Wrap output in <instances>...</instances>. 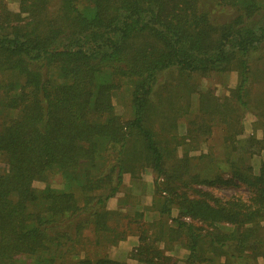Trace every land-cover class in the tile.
<instances>
[{
    "label": "trees",
    "instance_id": "obj_1",
    "mask_svg": "<svg viewBox=\"0 0 264 264\" xmlns=\"http://www.w3.org/2000/svg\"><path fill=\"white\" fill-rule=\"evenodd\" d=\"M230 71L221 97L187 81ZM165 72L179 101L188 94L175 103V156L150 118ZM123 84L126 119L112 103ZM216 130L221 152L201 150ZM261 152L264 0H20L16 11L0 0V264H260L264 160L256 172L250 161ZM149 169L166 220L107 208L125 174ZM230 186L248 193H215ZM132 234L127 261L100 254ZM174 243L183 259L167 253Z\"/></svg>",
    "mask_w": 264,
    "mask_h": 264
},
{
    "label": "rangeland",
    "instance_id": "obj_2",
    "mask_svg": "<svg viewBox=\"0 0 264 264\" xmlns=\"http://www.w3.org/2000/svg\"><path fill=\"white\" fill-rule=\"evenodd\" d=\"M7 6L10 10L16 11L18 8V2L20 0H5ZM188 84L195 85V89H205L210 87L214 94L217 96H223L227 94V88L232 87L236 82V73L235 72H226L223 74H212L209 77H199L193 76L192 79H188ZM161 87L157 90L156 96L153 98L155 101L152 104L154 112L150 114L151 125L154 131L156 132V138L159 141L167 142L166 146H168L167 152L175 156V145L172 144V137L175 138V103L177 102V106H181L184 101H186V97L188 100V94H182V101L178 100V96L180 93L175 90V73L165 72L161 77L160 81ZM128 84H123L120 88H117L112 93V103L115 107V110L118 115H121L123 119L129 117V93ZM195 95H190L189 100L191 101V106L195 105L194 99ZM191 98V99H190ZM255 120L254 116L250 113L245 114L243 117V135H249L253 129V121ZM150 122V121H149ZM182 122V123H181ZM184 123L180 121L177 124V133H184ZM255 135L260 137V132L256 131ZM219 145V146H218ZM174 147L171 148V147ZM207 147L213 149L217 154L221 152L220 148V133L216 130L213 135L210 136L207 140L201 141L199 148L201 150H206ZM264 160V152L254 155L251 158V165L256 172L260 165V162ZM155 178V174L149 169L145 170L144 173L141 174L139 179H130L128 174L123 176L124 183L119 193L114 197L110 198L107 202V208L110 210H116L118 212H122V214L131 215L134 217L135 212L142 213V221L148 223L152 221L166 220L164 215L160 216L157 208L159 207V201H161V196L154 194L153 198V180ZM53 185H56L57 182H51ZM35 187L41 188L44 183L36 182ZM207 189V188H204ZM215 193L219 196L222 195H231V194H242L247 195V190L242 186H230V187H214ZM172 216H175V208L172 210ZM162 217V219H160ZM124 220H121L123 223ZM135 226H132L134 228ZM149 230L152 233H155L154 227L150 226ZM137 244V236L136 234L129 235L123 241H119L116 245L110 246L105 250H100V254L106 253L110 258L119 260V261H127L129 251L135 247ZM185 250L174 243L171 252H167L178 259H183L185 255ZM129 263L135 264L133 260H128ZM28 262V261H27ZM260 264H264V259H259ZM212 264V263H210ZM215 264H220L216 262Z\"/></svg>",
    "mask_w": 264,
    "mask_h": 264
},
{
    "label": "built area",
    "instance_id": "obj_3",
    "mask_svg": "<svg viewBox=\"0 0 264 264\" xmlns=\"http://www.w3.org/2000/svg\"><path fill=\"white\" fill-rule=\"evenodd\" d=\"M185 220H188L187 218Z\"/></svg>",
    "mask_w": 264,
    "mask_h": 264
}]
</instances>
